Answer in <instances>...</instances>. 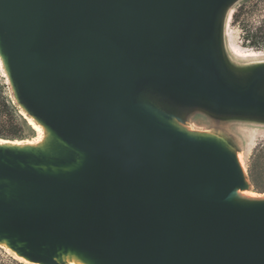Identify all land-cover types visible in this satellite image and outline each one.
<instances>
[{"label": "water", "instance_id": "1", "mask_svg": "<svg viewBox=\"0 0 264 264\" xmlns=\"http://www.w3.org/2000/svg\"><path fill=\"white\" fill-rule=\"evenodd\" d=\"M226 1L0 0L21 100L85 153L69 175L0 163L19 187L0 199V232L26 241L28 257L55 264L38 253L47 244L97 264H264V203L230 202L242 186L232 155L162 126L136 101L154 82L215 107L264 109L258 79L239 91L215 67Z\"/></svg>", "mask_w": 264, "mask_h": 264}, {"label": "rangeland", "instance_id": "2", "mask_svg": "<svg viewBox=\"0 0 264 264\" xmlns=\"http://www.w3.org/2000/svg\"><path fill=\"white\" fill-rule=\"evenodd\" d=\"M230 11V20L225 23L224 18ZM212 39L215 50V67L225 83L231 88L243 91L252 85L254 79H258L255 93L264 97V56L256 60L242 61L232 56L225 47L227 40L228 47L235 46L244 50L260 51L264 54V0H227L224 2L215 16ZM3 98L7 99L16 109L19 118L14 122L20 124L22 137L34 136L35 131L28 124L26 116L31 113L35 117L38 116L28 108L21 97L19 100L27 110L25 109L24 112L19 107L18 100L13 95L0 69V99ZM136 101L167 124L189 128L193 131L209 132L215 137L216 145L232 155L235 163L236 159L240 157L243 159L246 171H248L253 156L264 148V109L237 110L215 107L174 95L164 86L154 82L145 83L138 90ZM38 118L50 125L41 117ZM10 128V120L0 119V135L9 136ZM76 157L77 154H74V159ZM33 158L39 157L31 156L35 163L44 162L42 159ZM55 158L64 164L71 161L65 159V156H55ZM254 179L255 183L249 177L245 181L241 174L242 187H246L249 191H257L256 193H264V165L255 171ZM2 199L7 201L6 197ZM0 234L7 233L0 232ZM10 260L19 264H31L0 248V263L11 264Z\"/></svg>", "mask_w": 264, "mask_h": 264}, {"label": "bare ground", "instance_id": "3", "mask_svg": "<svg viewBox=\"0 0 264 264\" xmlns=\"http://www.w3.org/2000/svg\"><path fill=\"white\" fill-rule=\"evenodd\" d=\"M232 11V10H231ZM224 18L225 23L230 20V13ZM223 28V26H222ZM226 40V46L229 52L236 59H258L264 54L255 50H244L235 46L228 47ZM231 46V45H230ZM227 50V51H228ZM0 69L10 86V89L18 100L19 107L24 109V105L19 100L22 97V92L15 74L9 64L8 54L0 38ZM27 110V109H26ZM25 110V111H26ZM24 111V112H25ZM23 114V113H22ZM29 114V113H28ZM24 116V115H23ZM28 124L35 131V135L32 137L21 138H9L0 136V163L11 165L20 170L29 169L39 174L45 175H69L78 170L84 160L85 153L82 149L75 147L65 140L61 134L54 130L50 125H47L43 120L35 117L31 114L26 116ZM162 125V124H161ZM179 135L188 138L190 140L200 141L207 144H213L218 150L226 153L225 149L219 148L215 143V137L207 131H193L191 129L174 126L172 124L162 125ZM13 154H27L30 159H11L7 156V153ZM68 153L77 154V157L71 159L67 164L57 161L55 156H66ZM240 155V154H239ZM31 156H37L44 160L43 163H35L32 161ZM240 157V156H239ZM236 166L240 173L244 176V180L247 181V171L243 159H236ZM18 183L9 177L0 176V199L3 197L11 200L17 196ZM257 191H249L246 187H235L230 194V202L240 205L252 206L264 203V193H256ZM0 248L13 254L14 257L29 262L31 264H52L45 261H36L27 256V253L31 252L28 248L26 241H21L18 236H9L8 234H0ZM39 254L45 255L50 258L55 264H97L93 258L86 253L64 245H55L53 248L47 244L40 247Z\"/></svg>", "mask_w": 264, "mask_h": 264}, {"label": "trees", "instance_id": "4", "mask_svg": "<svg viewBox=\"0 0 264 264\" xmlns=\"http://www.w3.org/2000/svg\"><path fill=\"white\" fill-rule=\"evenodd\" d=\"M19 118L18 114L16 113L15 107L7 100V99H0V119H7L11 121V134L9 136H2V137H9V138H21L22 137V129L20 124L14 122L15 119ZM264 165V148L258 151L253 158L252 162L248 167V177L250 180L255 183V171L259 170ZM11 264H19L14 260H10ZM1 264V263H0Z\"/></svg>", "mask_w": 264, "mask_h": 264}]
</instances>
